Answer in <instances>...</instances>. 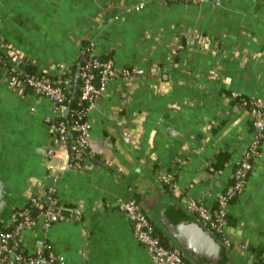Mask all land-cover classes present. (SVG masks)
Listing matches in <instances>:
<instances>
[{
	"label": "crops",
	"instance_id": "obj_1",
	"mask_svg": "<svg viewBox=\"0 0 264 264\" xmlns=\"http://www.w3.org/2000/svg\"><path fill=\"white\" fill-rule=\"evenodd\" d=\"M139 1L142 8L126 9ZM0 36L20 60L52 74L76 62L83 39L117 69L142 70L108 81L87 114L90 144L75 167L62 149L47 155L51 102L20 96L0 67V214L6 220L49 184L65 206L63 221L25 229L19 249L30 253L40 239L65 264H153L119 208L137 198L154 230L184 255L161 216L185 209L188 197L213 208L252 143L249 113L232 95L264 99V0H0ZM220 153L228 162L211 171ZM159 170L174 173V190ZM225 230L231 245H222L219 263L259 264L264 140Z\"/></svg>",
	"mask_w": 264,
	"mask_h": 264
},
{
	"label": "built area",
	"instance_id": "obj_2",
	"mask_svg": "<svg viewBox=\"0 0 264 264\" xmlns=\"http://www.w3.org/2000/svg\"><path fill=\"white\" fill-rule=\"evenodd\" d=\"M163 3H185L202 4L210 2L220 4L224 0H161ZM144 1L135 4H129L126 9H140ZM1 46V36H0ZM93 43L89 44L86 51L91 55L85 58L79 66L78 75L80 77L79 100L75 108L70 113V125L60 122H54L56 115H65L68 108L65 104L67 93L72 90V81L69 76L64 77L67 71L64 68L59 73H49L43 68H36L44 73L41 76L26 75L22 79L11 76L16 65L20 60L12 50L13 66L9 69L2 67L7 74L8 79L15 91L21 96L34 95L48 99L52 104V114L44 118V123L48 126L50 133V146L47 148L49 160L55 155L58 149L65 151L68 162L73 160V166L80 167V158L85 149L89 147V128L87 121L88 112L96 105L100 94L105 90L107 83L117 76H129L142 73L141 69L135 67H123L117 69L113 65V60L102 59L92 54ZM7 60L11 57L7 55ZM31 63V62H30ZM33 64V63H32ZM21 73L22 72L21 70ZM51 77H56L54 81ZM26 88L32 91L25 92ZM238 94L232 95L233 98ZM84 103V104H83ZM246 102H240L239 105H245ZM246 106V105H245ZM67 108L63 114V108ZM246 109L252 120L256 133H253L252 143L244 153L240 166L234 171V184L228 187L226 193H219L216 199V206L208 208L206 205L192 198H187L184 202L185 209L196 215V218L217 236L225 246H230L231 241L226 234L227 210L231 203L228 199L237 192L242 191L246 183L247 172L251 169L249 158L256 154V146L259 139L264 136V99L250 98ZM74 132V141L69 143L68 133ZM156 178L163 184H167L173 189L176 187L175 175L173 172L159 170ZM28 205L12 210L5 220L0 214V264H65V258L62 254L53 250L45 241L35 240L34 250L30 253L22 252L20 243L22 232L25 229L34 226L39 219L41 226L47 229L56 222L65 219V206L59 201L56 189L53 184L46 185L42 194H31L27 198ZM26 203V204H27ZM126 218L132 225L133 234L136 240L147 250L153 264H183L184 255L177 248H168L161 243L159 236L155 233L153 223L150 217L143 211L139 202L134 199L126 200L119 205ZM244 247V246H243ZM260 264H264V254L260 257Z\"/></svg>",
	"mask_w": 264,
	"mask_h": 264
},
{
	"label": "trees",
	"instance_id": "obj_3",
	"mask_svg": "<svg viewBox=\"0 0 264 264\" xmlns=\"http://www.w3.org/2000/svg\"><path fill=\"white\" fill-rule=\"evenodd\" d=\"M91 40L89 39H83L80 43V50H79V55L78 58L76 60L75 63H73L72 65H69L67 68V71L63 74L64 77L69 76L71 78L72 81V90L71 92L67 93V99L65 101V104L68 108V111L65 115H56L53 119L54 122H60L62 121L63 123L70 125V113L72 112V110L75 108L76 106V102L79 100V86H80V77L77 74V80L76 82H74V78L76 76V73L79 69V66L82 64L83 60L87 57H89L91 55V50H89L90 52L86 51V48L89 47ZM7 55H9L11 57V60H7ZM13 57L14 54L12 52V48H8V47H4L3 45V39L1 38V46H0V66H6L9 69L11 68V66H13ZM99 58L102 59H112L110 54L104 55V56H97ZM17 69H14V71L11 73V76H15L18 79H22L24 78V76L26 75H36V76H41L44 73H42L41 71H39L34 64L30 63V62H19L18 65H16ZM22 72L24 73H21ZM52 80L56 81L57 78L56 77H51ZM32 90L30 88H26L25 92L29 93ZM234 102L236 104H239L240 102H246V106L248 107V102L250 101V98L245 97L243 95H238L235 98H233ZM84 104V103H83ZM249 126L252 130L253 133H256V130L253 126L252 120L250 119L249 121ZM75 138V134L74 132H69L68 133V141L69 143L73 142ZM264 140V136L262 138L259 139V142L257 144L256 148V154H252L249 158L250 163L252 164L253 159L255 158V156L259 153L260 151V146H261V142ZM88 148L84 150V152L82 153V157L80 158L79 162L80 165L83 162L84 156L87 154ZM228 162V154L226 153H220L218 160H216L215 162L211 163L210 167H211V171H220L221 169L224 168V166L226 165V163ZM241 164V160L240 162H237L234 164L233 166V172H232V177L229 181V184L221 191L222 193H226V191L228 190L229 186H232L234 184V171L240 166ZM70 165H73V160H71ZM250 173V170L247 172V176ZM246 176V179H247ZM169 190H174L172 187H170L167 184H164ZM238 193L234 192V194L232 196H230V198L228 199L229 203H232L235 201L236 197H237ZM136 202H138L137 198H134ZM25 205H28L25 204ZM24 205V206H25ZM216 206V205H215ZM214 206V207H215ZM213 207V208H214ZM155 233L159 236L161 243L170 248V245L168 244V241L165 239V237L163 236L162 233H160L159 231L155 230ZM224 245L222 242H220V244L218 246H215L211 249H208L203 255L198 256L197 258L192 257L194 260H190L185 254H184V263L183 264H220L219 261L221 260V258L225 255L226 250L223 248ZM225 246V245H224ZM254 252L257 256V261L260 264V257L264 254V248H260V247H254Z\"/></svg>",
	"mask_w": 264,
	"mask_h": 264
},
{
	"label": "water",
	"instance_id": "obj_4",
	"mask_svg": "<svg viewBox=\"0 0 264 264\" xmlns=\"http://www.w3.org/2000/svg\"><path fill=\"white\" fill-rule=\"evenodd\" d=\"M77 74L74 82L77 80ZM67 108H63V114ZM0 182V197L2 196ZM169 212L161 216V222L178 247L188 256L197 258L208 249L218 246L221 240L207 229L196 217L181 206L170 207Z\"/></svg>",
	"mask_w": 264,
	"mask_h": 264
}]
</instances>
